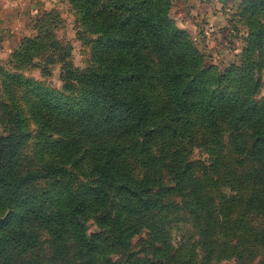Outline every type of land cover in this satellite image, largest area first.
Here are the masks:
<instances>
[{
	"label": "trees",
	"instance_id": "16d2710c",
	"mask_svg": "<svg viewBox=\"0 0 264 264\" xmlns=\"http://www.w3.org/2000/svg\"><path fill=\"white\" fill-rule=\"evenodd\" d=\"M72 5L96 36L92 64L65 70L63 93L43 90L31 103L38 164H21L28 134L0 136V264H120L113 256L144 232L155 242L151 256L132 264H196L193 249L173 247L169 226L174 216H187L214 254L218 223L206 180L221 164L219 156L210 167L191 160L193 148L223 150L227 128L230 150L241 157L236 167L256 165L246 208L264 213L262 68L253 63L264 28L251 24L242 64L219 71L175 27L169 0ZM83 169L90 186L61 182ZM95 216L99 230L90 234ZM249 231L264 248V228ZM229 250L242 260V252Z\"/></svg>",
	"mask_w": 264,
	"mask_h": 264
},
{
	"label": "rangeland",
	"instance_id": "374dc122",
	"mask_svg": "<svg viewBox=\"0 0 264 264\" xmlns=\"http://www.w3.org/2000/svg\"><path fill=\"white\" fill-rule=\"evenodd\" d=\"M169 1L175 27L196 42L206 63L219 71L235 63L242 64L243 51L250 43L249 35L255 32L251 24L264 28V0L253 7L247 0H235L232 5L225 0ZM94 37L83 24L72 0H0V105L4 106V109L0 106V136L21 131L30 136L21 157L22 166L38 164L37 125L31 103L37 101V95L43 90L54 95L63 93L61 75L65 70L77 72L91 66ZM256 45L259 49L253 63L257 70L262 68L259 75L262 87L257 96V100H261L264 99V43ZM229 134L225 128L223 150L215 149L212 154L207 148L197 147L192 149L190 156L191 160L207 167L215 156L220 157V174L210 173L213 180H206L213 183L210 185L213 186L211 196L215 200L218 223L217 235L212 242L214 254H207L197 229L187 216H174L169 226L173 247L177 251L193 249L196 264H260L264 259V248L249 231L264 228V213L250 212L246 208L247 200L257 186L250 177L256 165L248 163L236 167L241 157L232 154ZM234 176L241 180L235 182ZM72 178V182L68 176L61 182L80 189L92 184L86 169L73 171ZM56 181L36 186L44 189ZM175 200L184 202L183 197ZM237 229L243 232L236 233ZM97 230L99 224L95 216L88 222V232L92 234ZM154 244L150 234H138L127 251L114 255L113 260L132 264L135 258H141L147 262L145 257L151 255L146 254L153 250ZM230 246L242 252V260L232 255ZM44 248L46 250L47 246Z\"/></svg>",
	"mask_w": 264,
	"mask_h": 264
},
{
	"label": "crops",
	"instance_id": "0c3cea01",
	"mask_svg": "<svg viewBox=\"0 0 264 264\" xmlns=\"http://www.w3.org/2000/svg\"><path fill=\"white\" fill-rule=\"evenodd\" d=\"M235 0H225V2L229 3V5H232Z\"/></svg>",
	"mask_w": 264,
	"mask_h": 264
}]
</instances>
